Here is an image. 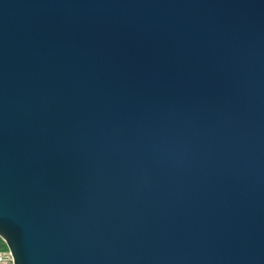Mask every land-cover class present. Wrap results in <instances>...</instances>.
<instances>
[{"label":"water","instance_id":"95a60500","mask_svg":"<svg viewBox=\"0 0 264 264\" xmlns=\"http://www.w3.org/2000/svg\"><path fill=\"white\" fill-rule=\"evenodd\" d=\"M0 238L264 264V0H0Z\"/></svg>","mask_w":264,"mask_h":264},{"label":"built area","instance_id":"2783aa9c","mask_svg":"<svg viewBox=\"0 0 264 264\" xmlns=\"http://www.w3.org/2000/svg\"><path fill=\"white\" fill-rule=\"evenodd\" d=\"M0 264H13V258L8 249H0Z\"/></svg>","mask_w":264,"mask_h":264},{"label":"trees","instance_id":"16d2710c","mask_svg":"<svg viewBox=\"0 0 264 264\" xmlns=\"http://www.w3.org/2000/svg\"><path fill=\"white\" fill-rule=\"evenodd\" d=\"M0 249L7 250L6 244L0 238Z\"/></svg>","mask_w":264,"mask_h":264},{"label":"crops","instance_id":"0c3cea01","mask_svg":"<svg viewBox=\"0 0 264 264\" xmlns=\"http://www.w3.org/2000/svg\"><path fill=\"white\" fill-rule=\"evenodd\" d=\"M2 240V239H1ZM3 250V249H2Z\"/></svg>","mask_w":264,"mask_h":264}]
</instances>
